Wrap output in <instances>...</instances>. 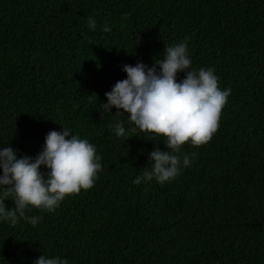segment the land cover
<instances>
[{
	"label": "trees",
	"instance_id": "obj_1",
	"mask_svg": "<svg viewBox=\"0 0 264 264\" xmlns=\"http://www.w3.org/2000/svg\"><path fill=\"white\" fill-rule=\"evenodd\" d=\"M186 37L192 67L214 69L230 95L211 140L182 146L190 167L137 185L165 138L138 129L117 137V120L134 125L115 107L102 116L99 104L126 78L123 65L152 66ZM64 126L96 146L102 171L55 211L27 210L40 217L36 226L0 222V264L41 255L69 264H264V0H0V147L35 157Z\"/></svg>",
	"mask_w": 264,
	"mask_h": 264
},
{
	"label": "clouds",
	"instance_id": "obj_2",
	"mask_svg": "<svg viewBox=\"0 0 264 264\" xmlns=\"http://www.w3.org/2000/svg\"><path fill=\"white\" fill-rule=\"evenodd\" d=\"M87 27L91 31L97 28L92 16L87 18ZM104 30L111 29L105 26ZM83 35L87 38L86 33ZM188 47L186 37L166 47L163 59H154L152 66L142 61L134 66L123 65L126 78L105 93L107 103L99 104L102 116L113 114L115 107V114H127V122L134 125L126 130L125 121L117 120L113 125L117 137L128 139L138 129L151 135V140L165 138L166 150L156 146L149 153L151 170L133 180L137 185L153 179L161 184L175 179L192 164L189 155H181L182 146L186 142L194 146L206 144L218 129L231 90L220 89L214 69L195 70ZM181 72L184 78L178 81ZM101 161L94 144L65 126L63 131L48 132L43 149L35 157L25 154L18 158V149L0 147V222L15 226L24 219L36 226L40 217H29L26 211L30 208L55 211L66 196L92 187L102 171ZM42 166L47 171H41ZM9 196L14 201L11 209L5 204ZM35 264H69V261L41 255Z\"/></svg>",
	"mask_w": 264,
	"mask_h": 264
}]
</instances>
